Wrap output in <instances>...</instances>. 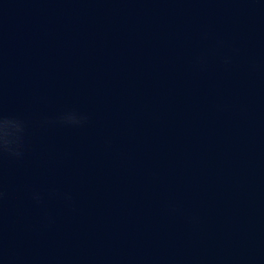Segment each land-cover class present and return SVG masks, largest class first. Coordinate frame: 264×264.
<instances>
[{
	"label": "water",
	"instance_id": "1",
	"mask_svg": "<svg viewBox=\"0 0 264 264\" xmlns=\"http://www.w3.org/2000/svg\"><path fill=\"white\" fill-rule=\"evenodd\" d=\"M0 264H264V0H0Z\"/></svg>",
	"mask_w": 264,
	"mask_h": 264
},
{
	"label": "clouds",
	"instance_id": "2",
	"mask_svg": "<svg viewBox=\"0 0 264 264\" xmlns=\"http://www.w3.org/2000/svg\"><path fill=\"white\" fill-rule=\"evenodd\" d=\"M0 147H2L4 150L10 149V141L7 135L4 137H0Z\"/></svg>",
	"mask_w": 264,
	"mask_h": 264
}]
</instances>
